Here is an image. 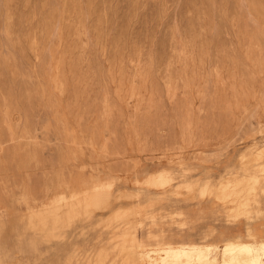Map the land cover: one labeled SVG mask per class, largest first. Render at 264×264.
Returning <instances> with one entry per match:
<instances>
[{
	"label": "rangeland",
	"instance_id": "374dc122",
	"mask_svg": "<svg viewBox=\"0 0 264 264\" xmlns=\"http://www.w3.org/2000/svg\"><path fill=\"white\" fill-rule=\"evenodd\" d=\"M101 181L107 208L27 225ZM260 239L264 0H0V264H264Z\"/></svg>",
	"mask_w": 264,
	"mask_h": 264
},
{
	"label": "bare ground",
	"instance_id": "6f19581e",
	"mask_svg": "<svg viewBox=\"0 0 264 264\" xmlns=\"http://www.w3.org/2000/svg\"><path fill=\"white\" fill-rule=\"evenodd\" d=\"M261 151H262V148H261ZM257 155L258 153L256 154V156ZM245 178L243 180H245ZM240 180L239 181L227 180L222 185H219L216 188L217 190V193L215 194L216 197L221 200H227V201L232 202L238 199L236 198L238 193H241L243 191L245 192L250 191L251 188H246L244 186L245 184L243 183L244 181L241 182ZM146 181L149 184H153V185L161 184L162 185L164 182L167 181V179L165 178L164 173L158 170V171L151 173V175L147 178ZM184 188L186 189L187 193H193L197 191L198 193L202 194L204 192L210 191V188L208 187V184L206 182H202L201 184H198L197 181H193L190 183L188 182V184H186ZM74 191L69 190L67 193H64L62 191H56L52 193L50 197H48V199L44 201L39 207L28 208L26 212L27 225L30 228L43 231V233L50 236L53 233L52 231L56 227L63 225L66 222V220L68 219L70 215V212L74 210L76 207L91 206L93 208L103 210L108 207L110 203V199L114 194L111 181H101L98 184H95V185L93 184L91 188H87V189L84 188L82 191L78 193ZM248 201L249 200H247L246 198H243V201H241L242 202L241 204L239 202L235 204L236 206L235 209L243 205L245 208L246 206L245 204H247ZM231 202H227V203H231ZM235 209H233L234 213L237 212ZM130 235L132 236V234ZM123 237H125L124 234H123ZM257 242H261V244H263L264 246V239H260ZM165 247H178V248L186 247L188 249H196V248L206 249L210 246L209 245H193V244L191 245H179V244L161 245L159 243V245L150 246L148 247V249L152 251L154 250L158 251V249H162Z\"/></svg>",
	"mask_w": 264,
	"mask_h": 264
}]
</instances>
